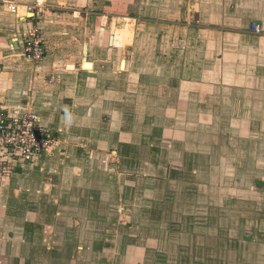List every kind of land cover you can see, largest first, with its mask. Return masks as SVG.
<instances>
[{
  "label": "crops",
  "instance_id": "1",
  "mask_svg": "<svg viewBox=\"0 0 264 264\" xmlns=\"http://www.w3.org/2000/svg\"><path fill=\"white\" fill-rule=\"evenodd\" d=\"M101 1L0 0V108L12 116L36 112L41 124L59 142L52 156L33 165L38 166L35 170L18 168L12 174L27 172L25 177L0 181V264H55L58 260L55 254H60L56 246L59 243L54 242L57 232L51 224H45L46 239H40L39 221L28 220L33 212L8 211L13 201L11 191H15L17 198L23 196L32 201L43 188L56 190L51 181L57 177L49 175V168L54 174L60 170L70 174L75 170L80 178L84 174L98 177L99 173L107 177L113 173L106 166L107 156H120L124 151V158L118 162L124 165L126 174L140 166L146 183L151 184L168 172L166 142L176 138L167 134L142 136L144 148L138 147L135 153L129 120L122 117L134 107L138 90L125 79L131 76L124 68L126 60L121 69L122 60L113 66L110 63L115 55L112 53L111 58L108 55L110 50L124 47L122 36L132 34L133 25L130 18L124 17V25L118 28L121 17L98 11ZM9 3L18 5L15 12L10 11ZM35 4L40 5L41 12L21 16L22 5ZM160 5L168 8L170 17L186 18L187 22L170 24L166 20L147 19L146 25L154 22L174 28L169 29L180 48L188 41L177 35L181 34L182 26L192 34L197 30L205 33L189 39L186 53L179 50L173 54L178 67L160 69L159 76L169 84L160 80L148 83V93H158L160 122L163 118L166 121L183 118L177 110L206 107L230 124L241 125L246 119L258 118V142L264 143V0H160ZM110 18L116 19L115 24H111ZM254 24L259 26V32L251 29ZM34 27L40 31L48 50L39 62L27 61L23 54L26 36ZM103 33H108L107 37L103 38ZM171 37H159V48L169 50ZM148 77L155 78L152 74ZM212 116L209 118L215 123ZM186 138L183 136L181 140ZM156 140L164 143L158 144L159 150L155 149ZM156 151L157 160L151 158ZM99 180L101 191L113 190L112 180L108 179L106 187L102 184L105 178ZM148 188L154 192L150 190L152 187ZM114 189L117 190L116 185ZM98 196L97 202L101 199ZM153 199L150 196L147 201L153 203ZM247 237L232 239L227 235L230 239L227 247L233 241L239 246L254 244L257 251L264 250V239L253 240L256 233ZM40 251L45 254L44 261L40 260Z\"/></svg>",
  "mask_w": 264,
  "mask_h": 264
},
{
  "label": "rangeland",
  "instance_id": "2",
  "mask_svg": "<svg viewBox=\"0 0 264 264\" xmlns=\"http://www.w3.org/2000/svg\"><path fill=\"white\" fill-rule=\"evenodd\" d=\"M166 9L160 0H102L97 10L121 17L118 28L124 25V17L131 19L133 33L122 36L124 47L108 54L109 58L115 55L110 63L113 66L122 60V67L126 60L124 68L131 76L125 79L138 90L134 107L122 118L129 120L135 153L138 147L144 148L142 136L167 134L176 138L166 142L168 172L156 183L147 184L140 166L133 173H124V165L118 162L124 158L123 151L120 156H107L106 166L113 172L107 176L113 184L110 193L97 185L104 177L102 184L106 187V174L94 178L84 174L80 178L75 170L54 174L50 168L49 175L57 177L51 181L56 190L43 188L32 201L17 198L11 191L13 201L8 211L33 212L28 220L39 221L40 239H46L45 224H51L57 232L54 242L59 243L55 245L60 254H55V264H264V250L257 251V245L244 247L231 241L227 247L226 243L230 240L227 235L242 239L256 233L253 240L264 239V143L258 142V118L230 124L215 110L212 114L213 110L204 107L177 110L183 118L166 121L162 117L161 123L158 93H148V83L160 80L169 84L159 72L165 67H178L173 54L179 50L186 53L189 39L205 36L201 30L192 34L182 26L177 35L188 41L180 48L173 41L175 34L170 29L174 28L154 22L146 25L147 19L187 22L186 18L170 17ZM115 20L109 19L111 24ZM107 34L103 33V38ZM168 35L172 36L170 49L159 48L157 39ZM149 74L155 78L150 79ZM212 115L215 123L211 122ZM183 136L188 138L181 140ZM154 143L157 150L158 144H164L158 140ZM152 154L151 158L157 160L158 151ZM17 173H1L0 181H14L27 172ZM97 196H101L99 202ZM150 196L153 203L147 201ZM246 240L249 244L250 237ZM38 255L41 261L46 258L42 251Z\"/></svg>",
  "mask_w": 264,
  "mask_h": 264
},
{
  "label": "built area",
  "instance_id": "3",
  "mask_svg": "<svg viewBox=\"0 0 264 264\" xmlns=\"http://www.w3.org/2000/svg\"><path fill=\"white\" fill-rule=\"evenodd\" d=\"M21 7L22 17L41 12L39 4ZM17 8L15 3H9L10 11L15 12ZM252 30L259 32L260 28L254 24ZM28 33L24 43V58L39 62L48 53L47 46L37 28H32ZM58 143L53 132L41 124L36 112L25 111L12 116L0 108V174L13 173L18 168L33 166L42 158L52 156Z\"/></svg>",
  "mask_w": 264,
  "mask_h": 264
},
{
  "label": "bare ground",
  "instance_id": "4",
  "mask_svg": "<svg viewBox=\"0 0 264 264\" xmlns=\"http://www.w3.org/2000/svg\"><path fill=\"white\" fill-rule=\"evenodd\" d=\"M21 11H22V7H21ZM111 40H112V37H111ZM112 45V44H111Z\"/></svg>",
  "mask_w": 264,
  "mask_h": 264
}]
</instances>
